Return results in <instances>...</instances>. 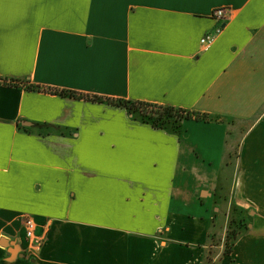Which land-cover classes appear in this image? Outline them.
Returning <instances> with one entry per match:
<instances>
[{
    "label": "crops",
    "instance_id": "crops-1",
    "mask_svg": "<svg viewBox=\"0 0 264 264\" xmlns=\"http://www.w3.org/2000/svg\"><path fill=\"white\" fill-rule=\"evenodd\" d=\"M1 78L201 118L0 83V264H264V0H0Z\"/></svg>",
    "mask_w": 264,
    "mask_h": 264
},
{
    "label": "trees",
    "instance_id": "trees-1",
    "mask_svg": "<svg viewBox=\"0 0 264 264\" xmlns=\"http://www.w3.org/2000/svg\"><path fill=\"white\" fill-rule=\"evenodd\" d=\"M0 83L7 86L26 87L31 91H39L53 95L67 96L76 99L89 100L100 103H108L117 107L125 108L129 115L142 123L149 124L154 128L163 129L174 134H180L183 123L190 119H199L200 115L194 112L161 104L148 103L143 101L122 100L113 98L90 97L74 91L59 90L42 87L19 79L1 78ZM205 118V117H203Z\"/></svg>",
    "mask_w": 264,
    "mask_h": 264
},
{
    "label": "built area",
    "instance_id": "built-area-1",
    "mask_svg": "<svg viewBox=\"0 0 264 264\" xmlns=\"http://www.w3.org/2000/svg\"><path fill=\"white\" fill-rule=\"evenodd\" d=\"M231 15L232 10L227 8H218L214 10L211 17L215 20H218L221 25L215 28L214 32L208 33L202 38L201 44L203 47L209 48L213 44L216 36L221 33V31L223 30V25L230 19ZM24 229L25 238L30 249L35 252L40 251L46 243L47 233L45 232L39 234L38 225L36 221L30 216L24 217Z\"/></svg>",
    "mask_w": 264,
    "mask_h": 264
},
{
    "label": "rangeland",
    "instance_id": "rangeland-1",
    "mask_svg": "<svg viewBox=\"0 0 264 264\" xmlns=\"http://www.w3.org/2000/svg\"><path fill=\"white\" fill-rule=\"evenodd\" d=\"M244 226H246V224L243 220L236 221V219H233L231 217L230 225L227 231V238L225 239V248H224L225 252L231 251V247L233 245L234 240L236 239L237 235L239 234V232L242 230ZM38 230H39V227H38Z\"/></svg>",
    "mask_w": 264,
    "mask_h": 264
},
{
    "label": "water",
    "instance_id": "water-1",
    "mask_svg": "<svg viewBox=\"0 0 264 264\" xmlns=\"http://www.w3.org/2000/svg\"><path fill=\"white\" fill-rule=\"evenodd\" d=\"M16 244H13V246H15ZM21 257H24L23 255Z\"/></svg>",
    "mask_w": 264,
    "mask_h": 264
}]
</instances>
